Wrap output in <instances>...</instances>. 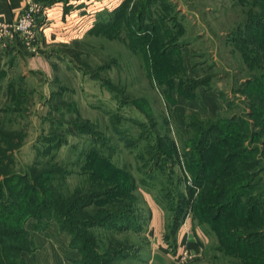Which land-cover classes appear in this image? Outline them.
<instances>
[{"label": "rangeland", "instance_id": "rangeland-1", "mask_svg": "<svg viewBox=\"0 0 264 264\" xmlns=\"http://www.w3.org/2000/svg\"><path fill=\"white\" fill-rule=\"evenodd\" d=\"M107 1L45 87L0 58L2 169L43 205L25 264H264V0ZM89 194L101 226L65 214Z\"/></svg>", "mask_w": 264, "mask_h": 264}, {"label": "crops", "instance_id": "crops-1", "mask_svg": "<svg viewBox=\"0 0 264 264\" xmlns=\"http://www.w3.org/2000/svg\"><path fill=\"white\" fill-rule=\"evenodd\" d=\"M28 1L30 0H0V19L7 23H13L23 13ZM33 1L38 2L41 6V14L37 23L39 27L37 38L31 43L24 42L19 36L0 41V58L13 59L14 66H18V71L26 80L33 79L37 84H42L45 87L55 77L57 68V62L51 59V54L48 51L51 40L62 39L72 24H76L87 15L97 14L98 12L93 13L96 10L94 5L100 4L101 13L110 10V8L107 0ZM199 98L208 107L214 105V100L209 95L199 93ZM185 104H190V102H185ZM185 104L178 102L177 110L181 111L186 106Z\"/></svg>", "mask_w": 264, "mask_h": 264}, {"label": "trees", "instance_id": "trees-1", "mask_svg": "<svg viewBox=\"0 0 264 264\" xmlns=\"http://www.w3.org/2000/svg\"><path fill=\"white\" fill-rule=\"evenodd\" d=\"M205 145L207 146L206 143ZM5 162L4 159L0 158V177H2V179H0V264H25L21 254H27L32 250V241L30 240L29 232L25 228V222L29 218H42L39 213L42 211L41 206L43 205L37 203V195L36 197L32 195V193L35 192L38 194L39 188L33 185L31 187L26 186V182L31 175L29 173H27V175L19 173L10 175L8 171L2 169L7 164H11L9 161H7V164ZM10 182L16 186L12 185ZM8 183L10 185H8ZM107 194L108 192L106 195ZM103 195L89 194L86 196L88 202L79 206H77L74 201L70 200L69 205L65 208V214H69L71 211H77L81 217V219L77 220L79 221L78 224L83 226L87 225V227L101 226L103 221H96L98 218H88L89 216L86 210L89 208L90 204L100 199ZM42 202L46 201L41 199V203ZM53 207V203L49 202V210L51 213H53ZM55 213L54 217L57 216L61 218L65 216L64 213L63 215L57 212ZM176 218H178V216Z\"/></svg>", "mask_w": 264, "mask_h": 264}, {"label": "built area", "instance_id": "built-area-1", "mask_svg": "<svg viewBox=\"0 0 264 264\" xmlns=\"http://www.w3.org/2000/svg\"><path fill=\"white\" fill-rule=\"evenodd\" d=\"M41 6L38 2H27L23 13L14 23H7L0 19V41L19 36L27 42L36 39V20Z\"/></svg>", "mask_w": 264, "mask_h": 264}]
</instances>
